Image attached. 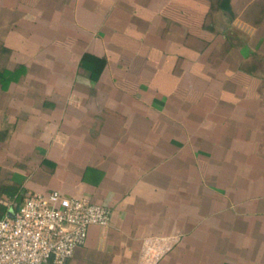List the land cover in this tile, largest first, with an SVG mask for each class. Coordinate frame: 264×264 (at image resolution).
Masks as SVG:
<instances>
[{
  "label": "crops",
  "instance_id": "0c3cea01",
  "mask_svg": "<svg viewBox=\"0 0 264 264\" xmlns=\"http://www.w3.org/2000/svg\"><path fill=\"white\" fill-rule=\"evenodd\" d=\"M216 3L0 0V219L56 190L110 211L66 264H264L263 13Z\"/></svg>",
  "mask_w": 264,
  "mask_h": 264
},
{
  "label": "built area",
  "instance_id": "2783aa9c",
  "mask_svg": "<svg viewBox=\"0 0 264 264\" xmlns=\"http://www.w3.org/2000/svg\"><path fill=\"white\" fill-rule=\"evenodd\" d=\"M109 223L110 211L85 198L56 190L26 193L0 219V264H66L90 227Z\"/></svg>",
  "mask_w": 264,
  "mask_h": 264
},
{
  "label": "rangeland",
  "instance_id": "374dc122",
  "mask_svg": "<svg viewBox=\"0 0 264 264\" xmlns=\"http://www.w3.org/2000/svg\"><path fill=\"white\" fill-rule=\"evenodd\" d=\"M209 1V0H208ZM251 3H250V7H248L245 11L246 13H251L252 16L250 15V18L251 19H255L254 17L258 16L257 12L258 10H261V12L263 13V17L261 19V23L258 25L259 28H256V34L257 35H260L259 33H263L264 34V5L262 4V2L260 0H250ZM210 2L213 4L211 6V8H213L214 6V3H215V0H210ZM248 4V0H235V9L236 10H239V9H242L244 7V4ZM249 6V5H248ZM224 42V41H223ZM224 44V45H223ZM211 45H214V46H221L222 45V48L224 49L226 46H225V43H222L220 38L218 37L217 39H213L212 40V43ZM253 57L251 58V64L255 66V68L258 66V65H263L264 66V60L262 57H259L258 55H255L253 54L252 55Z\"/></svg>",
  "mask_w": 264,
  "mask_h": 264
},
{
  "label": "trees",
  "instance_id": "16d2710c",
  "mask_svg": "<svg viewBox=\"0 0 264 264\" xmlns=\"http://www.w3.org/2000/svg\"><path fill=\"white\" fill-rule=\"evenodd\" d=\"M217 8L222 11L224 15H226L227 13L231 14L229 0H217L216 9ZM80 65L84 67L89 65L91 78L93 80H96L100 73V66L102 65V61L100 59L94 58L93 56H84L80 61Z\"/></svg>",
  "mask_w": 264,
  "mask_h": 264
}]
</instances>
